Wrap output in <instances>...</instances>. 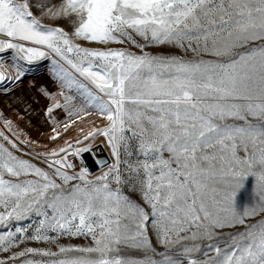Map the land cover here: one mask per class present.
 Returning <instances> with one entry per match:
<instances>
[{"label": "snow or ice", "instance_id": "6c2138e0", "mask_svg": "<svg viewBox=\"0 0 264 264\" xmlns=\"http://www.w3.org/2000/svg\"><path fill=\"white\" fill-rule=\"evenodd\" d=\"M35 7L39 16L31 0H0V87L22 83L47 61L59 88L40 89L51 100L49 121L59 125L53 113L62 109L64 129L90 115L106 123L37 153L47 169L0 142V253L8 254L0 264H264V0H36ZM45 18L64 19L72 31ZM147 46L193 58L149 54ZM99 137L113 159L98 161L101 174L93 175L82 159L92 145H79ZM0 140L23 152L3 131ZM249 176L259 200L237 213L234 198ZM33 217L35 225L13 229ZM236 226L244 231H223ZM79 237L91 243H59Z\"/></svg>", "mask_w": 264, "mask_h": 264}, {"label": "rangeland", "instance_id": "374dc122", "mask_svg": "<svg viewBox=\"0 0 264 264\" xmlns=\"http://www.w3.org/2000/svg\"><path fill=\"white\" fill-rule=\"evenodd\" d=\"M36 0H31L32 11L37 16L40 15V10L35 7ZM50 5H58L61 3V0H48ZM46 25H50L52 27L60 26L65 28L67 31L71 32V26L64 20L60 19L57 21L49 20L45 18L42 21ZM137 41L140 43H144L139 37H136ZM83 46L91 47V48H103V45H98L95 43L88 44L87 42H80ZM110 48H121L127 49L134 53L139 54L140 50L132 47L128 44H110L108 45ZM144 51L153 55H163V56H178L184 57L186 59H192L193 53L188 52L185 53L179 49L172 48L169 46H147ZM204 59H214L210 56H204ZM49 62L43 61L40 62L34 69V71L28 73L24 78L22 83L17 85H11L7 88L0 87V131H3L10 138L14 139L19 147L23 149V152H15V150L11 149L10 145H7V142L0 140V142L5 143L6 147H9L10 150L14 151L17 156H20L22 159H27L30 162L36 164L37 166L47 169V165L43 163L41 160L36 159V154L39 153L41 156L46 155L53 149H57L60 146H63L66 141L75 142L78 139H82L88 132L93 130L96 127H103L106 123L105 120L100 118L98 115H90L85 117L82 120L77 121L68 129H64L61 123V126H57L56 124L49 121V117L45 115L46 109L50 106L51 100L48 96H45L41 92V88L46 89L49 93L56 94L59 92V88L56 82L51 78L48 71ZM14 93V94H13ZM34 93V95H32ZM30 98V99H29ZM4 99V100H3ZM23 100V101H22ZM18 103V104H17ZM30 104V105H29ZM15 105V106H14ZM25 105V106H24ZM18 106V107H17ZM24 106V107H23ZM34 107L37 111L40 112V118L43 120L44 127H39L35 125V119L30 120L28 122L29 127H23L20 125L19 120L24 121L23 116L21 115L22 109L28 107ZM4 107V108H3ZM41 110V111H40ZM62 109L56 110L53 113L55 120L59 121V116L62 114ZM64 115V114H63ZM45 117V118H44ZM10 121L12 124V129L9 130L5 127L4 122ZM231 122V121H229ZM255 122V121H253ZM242 123V122H237ZM32 129H31V128ZM53 127H57V130L60 132V137L57 140H51L50 137L54 134L52 129ZM41 130V131H40ZM82 130V131H81ZM40 133H36L39 132ZM18 132V134H17ZM30 132L31 136L28 135ZM35 132V133H34ZM16 135V136H15ZM27 141V143H25ZM91 143L92 147L101 145L106 151L107 156L112 161V157L110 154V149L106 146V143L103 141L102 137L97 138L95 141H84L79 147H87ZM76 167H80L79 161H76ZM101 174V170L94 173L93 175ZM255 178L253 176L247 177L244 182L242 188L236 193L234 198V209L237 213H243L246 208L252 207L255 203L258 202L259 198L253 191ZM74 183V182H73ZM124 192L128 195L133 201L140 203L143 205V201L140 195L136 192L129 191L127 187L124 188ZM146 207V206H145ZM260 216H257L253 219L248 220L249 224L256 223ZM38 222L37 217H33L31 221L21 222L19 225H13V229L16 226H29L35 225ZM150 227V225H149ZM2 231V230H0ZM225 233H238L244 231L242 226H236L229 229L223 230ZM31 234V232L29 233ZM152 242L157 251H163V249L156 243L155 237L152 236ZM59 243L61 244H73V245H81L85 246L91 243L90 238L85 239L84 237H79L75 239L70 238H62ZM27 246L34 248H47L51 247L53 251H56V247L54 245H48L44 242L36 243V242H28ZM24 245H21L23 248ZM18 250V249H17ZM124 254L130 255L132 257L141 258L143 253L131 249H125ZM8 256L7 253H0V258L6 259ZM33 259H48L47 257H32ZM159 259V257H156Z\"/></svg>", "mask_w": 264, "mask_h": 264}, {"label": "water", "instance_id": "95a60500", "mask_svg": "<svg viewBox=\"0 0 264 264\" xmlns=\"http://www.w3.org/2000/svg\"><path fill=\"white\" fill-rule=\"evenodd\" d=\"M82 156L84 165L88 168L91 174H94L101 170L98 161L102 163L110 162L109 157L107 156L104 148L101 145L92 147L91 151H89L88 153H83Z\"/></svg>", "mask_w": 264, "mask_h": 264}, {"label": "bare ground", "instance_id": "6f19581e", "mask_svg": "<svg viewBox=\"0 0 264 264\" xmlns=\"http://www.w3.org/2000/svg\"><path fill=\"white\" fill-rule=\"evenodd\" d=\"M4 89V88H3ZM6 90V89H4ZM14 94V93H13ZM34 95V93L32 94ZM30 99V98H29ZM4 100V99H3ZM23 101V100H22ZM18 104V103H17ZM30 105V104H29ZM15 106V105H14ZM25 106V105H24ZM23 106V107H24ZM18 107V106H17ZM4 108V107H3ZM41 111V110H40ZM64 114V115H63ZM21 115L23 116V119L24 121L22 120L21 118V121L19 120L18 122H20V125H22L23 127H29L28 126V122H30V120L32 119H35L36 116V120H35V125L39 126L40 128L41 127H44V123H43V120L40 118V112L39 110L37 111L34 107H26L24 109H22V112H21ZM45 118V117H44ZM59 118V121L60 123L63 125V122H66L68 120V117L66 116L65 112L62 111V114L58 117ZM61 124L57 125V126H61ZM31 128V127H30ZM32 129V128H31ZM41 131V130H40ZM39 132H36L37 134L40 133ZM35 133V132H34ZM18 134V132H17ZM28 135L31 136L30 132H28ZM16 136V135H15ZM106 152V151H105Z\"/></svg>", "mask_w": 264, "mask_h": 264}]
</instances>
